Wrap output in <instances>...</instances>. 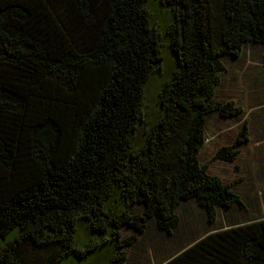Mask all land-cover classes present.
<instances>
[{
	"label": "trees",
	"instance_id": "obj_1",
	"mask_svg": "<svg viewBox=\"0 0 264 264\" xmlns=\"http://www.w3.org/2000/svg\"><path fill=\"white\" fill-rule=\"evenodd\" d=\"M147 1L0 0V264H60L101 244L102 264H127L150 223L178 228L185 201L210 224L218 207H243L199 154L210 114L242 112L214 96L224 58L264 47V0H160L176 65L137 145L163 59ZM247 123L213 160L234 161ZM79 221L102 240L81 245ZM162 264H264V218L209 232Z\"/></svg>",
	"mask_w": 264,
	"mask_h": 264
},
{
	"label": "rangeland",
	"instance_id": "obj_2",
	"mask_svg": "<svg viewBox=\"0 0 264 264\" xmlns=\"http://www.w3.org/2000/svg\"><path fill=\"white\" fill-rule=\"evenodd\" d=\"M147 9L151 16V23L160 33L162 39V62L159 68H156L145 85L144 101L142 105L141 121L137 126L136 141L140 145L145 137L148 125L154 121L160 114L159 93L161 91L164 81H166L173 70L175 69L176 59L172 52L170 39L167 35V25L172 15L169 9L160 0H148L146 3ZM166 33V34H165ZM164 36H167L166 38ZM264 47L260 45L250 44L247 46L244 54H251L255 56L256 70L250 67L242 72V77L246 78V83L252 85V76L248 75L249 71H256L254 76L255 83L257 82L256 91L253 96L256 103L263 102L264 104V76L259 72V68H263L264 72ZM225 63L228 65L227 58H224ZM261 66V67H257ZM258 84H261L260 86ZM250 89V87H249ZM220 90V89H219ZM219 96L215 95L214 100ZM213 100V101H214ZM257 105L255 113L264 118V105ZM246 108V106H245ZM249 109V108H248ZM246 108V112L248 111ZM254 111V110H253ZM254 113V114H255ZM248 113L249 118H255L254 114ZM258 117V116H257ZM256 117V118H257ZM243 116L234 119H224L218 116L217 113H212L207 117L205 128V145L202 148L200 159L202 163L208 164L212 173L220 174L224 183L232 185L231 188L237 192L236 194L243 199L244 207L234 205L231 209L223 207L217 209V222H222L227 217H242V216H264V147H257L258 150L247 147L243 152V156H239L238 160L239 169L234 171V165L229 164L223 160L211 159V149L208 148V142L212 141L214 137L221 136L225 141H231L232 134L237 133L245 119ZM261 121L259 118L256 119ZM264 120V119H263ZM256 122V121H255ZM253 121L252 129L259 130ZM254 133V132H253ZM235 135V134H234ZM252 156V158L250 157ZM242 177L244 181L237 183V179ZM242 202V204H243ZM256 202V204L254 203ZM180 213H182L183 223L181 227L174 231L173 235H168L162 232L155 223H150L146 232L139 234L138 241L126 247L128 253L127 264H160L162 261L170 258L178 251L179 245L194 240L199 235L205 232L211 226L209 224L206 211L195 204L194 202L184 204ZM239 214V215H238ZM215 226V225H213ZM212 227V226H211ZM123 235L128 236L132 233L131 230L123 228ZM77 236L81 245L89 244L90 240H96L98 243L102 240L103 236L90 233L85 221H79L77 224ZM107 246L101 244L97 253H87L85 256L70 255L65 257L60 264H102L104 261V253Z\"/></svg>",
	"mask_w": 264,
	"mask_h": 264
},
{
	"label": "crops",
	"instance_id": "obj_3",
	"mask_svg": "<svg viewBox=\"0 0 264 264\" xmlns=\"http://www.w3.org/2000/svg\"><path fill=\"white\" fill-rule=\"evenodd\" d=\"M248 45H250V43L245 45V47L243 49V52H242V54L239 57H237V58L228 57L227 58L228 59V61H227L228 65L224 61L225 71L222 73V79H221V82H220V84H219V86H218V88L216 90V94H215L216 98H217V96H219V98L216 99L215 101L226 102L228 100H232V101H234L236 106L241 107L242 112L238 116H236L234 118H239L240 116H243V118H247L249 116L248 113H252L251 115H253L255 113V110L257 108H259V107L256 108L257 105H262L263 104V102H259L257 104L256 100H255V97L253 96L254 92L257 89L256 88L257 82L255 83V81H254V76H255L256 71L255 72L254 71H249L248 72V75L252 76V80L254 82V83H252L251 86H249L250 89H249V87H248V85L246 83V81H247L246 78L242 77V72L244 70H247L250 67H253L256 70L255 64H256V62L259 61V60H257V58L255 56H253V55L251 56V54H244ZM253 45H258V44H253ZM263 62H264V60H263ZM257 67H261V66H257ZM259 72L261 74H263V76H264L263 68H259ZM258 85L260 86L261 84H258ZM214 98H215V96H214ZM245 106H246L247 109L249 108L247 112H246ZM257 113L258 112H256L254 114L255 118H252V119L249 118V120H248V118L245 119L248 122L247 123L248 124V132H249L248 140L238 146L239 153L235 157L234 161L228 162L229 164L234 165V171L235 172H237V170L239 169V166H238V163H239L238 160L240 159L239 156H241V155L243 156V152L246 150L247 147H250V148L256 149V150H258L257 147H259V146L260 147L261 146L264 147V120H263L264 118L261 115L257 114ZM256 117L259 118V120L261 121V126H260V122H258L256 120L257 119ZM234 118H224V119H234ZM253 121L254 122L256 121L255 124L257 126H259V130L257 132L252 129ZM237 133H234L235 135L232 134V136H231L232 140L231 141H229V140L225 141L221 136L214 137V139L212 141H209L208 142V148H209V150L211 149V159L213 158V155H214V153L216 152L217 149H219L220 147H223V146H229V145L233 144L235 139H236ZM204 145H205V143H204ZM201 151H202V149H201ZM201 151H200V154H199V158H200V155H201ZM250 157L252 158V156H250ZM200 161H201V159H200ZM202 164H205V163H202ZM207 172L209 174H211V175L218 176L224 182V179H223V177L220 174L212 173L210 171L208 164H207ZM242 181H244V179L242 177H240V178L237 179L236 182L239 183V182H242ZM240 199L243 202V199L242 198H240ZM191 202H194V201L193 200L185 201L182 204V206L184 204H186V203H191ZM254 203L256 204V202H254ZM242 205H243V207L245 206L244 202H243ZM197 207H198V205H197ZM219 208H221V207H219ZM231 208H225V209H231ZM262 218H264V216H254V215L249 216L248 215V216H242V217L239 216V217H234V218L233 217H227L222 222H219V224H216V222L218 221L217 218H216L215 221L213 223H211L212 227L209 226V228L206 229L205 232L202 233V235H199L194 240L189 241L187 243H184L183 245L181 243L179 245L180 247L178 248V251L175 252L174 255H172L171 257H173L176 254L180 253L181 251H183L184 249H186L187 247L192 245L197 240L201 239L203 236H205L209 232H212V231H215V230H220V229H226L228 227H231V226H234V225H237V224H240V223L250 222V221H253L255 219H262ZM183 220L184 219L181 218V222H180L178 228L181 227V225L183 223ZM213 225H215V226H213ZM144 232H146V229L144 230ZM173 233L174 232H172V234H170V235H173ZM170 258H168V259H170ZM168 259H166L165 261H167ZM165 261H162V263H164ZM162 263H160V264H162Z\"/></svg>",
	"mask_w": 264,
	"mask_h": 264
}]
</instances>
